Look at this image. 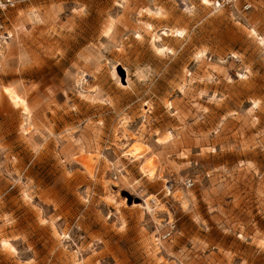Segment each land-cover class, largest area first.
Segmentation results:
<instances>
[{"label": "rangeland", "instance_id": "374dc122", "mask_svg": "<svg viewBox=\"0 0 264 264\" xmlns=\"http://www.w3.org/2000/svg\"><path fill=\"white\" fill-rule=\"evenodd\" d=\"M10 34L0 264H264V0H31Z\"/></svg>", "mask_w": 264, "mask_h": 264}, {"label": "built area", "instance_id": "2783aa9c", "mask_svg": "<svg viewBox=\"0 0 264 264\" xmlns=\"http://www.w3.org/2000/svg\"><path fill=\"white\" fill-rule=\"evenodd\" d=\"M30 1L31 0H0V50L4 49L12 38L10 26H12L13 23L14 13L18 11L20 6ZM250 7V4L245 5L246 9ZM186 186L188 188L193 187V180H187Z\"/></svg>", "mask_w": 264, "mask_h": 264}, {"label": "bare ground", "instance_id": "6f19581e", "mask_svg": "<svg viewBox=\"0 0 264 264\" xmlns=\"http://www.w3.org/2000/svg\"><path fill=\"white\" fill-rule=\"evenodd\" d=\"M13 102L16 106H19V102L16 99H13Z\"/></svg>", "mask_w": 264, "mask_h": 264}]
</instances>
